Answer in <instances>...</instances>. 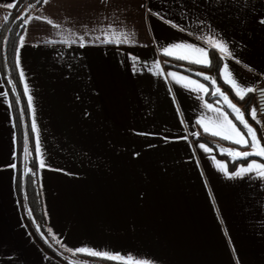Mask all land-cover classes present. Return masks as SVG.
Masks as SVG:
<instances>
[{"label": "crops", "instance_id": "crops-1", "mask_svg": "<svg viewBox=\"0 0 264 264\" xmlns=\"http://www.w3.org/2000/svg\"><path fill=\"white\" fill-rule=\"evenodd\" d=\"M9 3L14 7L7 8ZM19 3L0 0V14L14 12ZM18 15L33 17L21 34L23 47L19 40L17 69L19 76L25 73L23 90L27 83L33 97L45 241L81 264L77 254L84 253L67 249L87 246L151 264H264V180L254 174L229 178L211 157L229 169L228 161L193 135L203 131L198 120L215 115L205 102L218 106L211 82L196 75L205 73L216 78L264 142V129L247 115L253 93L241 101L220 76L225 63L249 86L264 75V0H49L40 6L27 2ZM112 30L135 36L102 43L103 33ZM209 35L222 37L233 57L221 58L204 39ZM65 38L77 42L61 43ZM172 43L208 48L211 67L178 59L196 55L185 50L166 55L163 48ZM212 50L221 59L218 75L209 69L218 63ZM168 59L192 73L167 65ZM168 72L210 91L183 87ZM229 143L226 148L251 151ZM16 174V129L0 64V264H65L39 247L21 221Z\"/></svg>", "mask_w": 264, "mask_h": 264}, {"label": "snow or ice", "instance_id": "snow-or-ice-1", "mask_svg": "<svg viewBox=\"0 0 264 264\" xmlns=\"http://www.w3.org/2000/svg\"><path fill=\"white\" fill-rule=\"evenodd\" d=\"M49 0H44V3H48ZM7 8L11 9L14 7L12 3L6 5ZM31 7V5H30ZM155 15L160 16L159 13H155ZM7 19V17H5ZM33 19V17H28L24 20V24H28L29 20ZM35 19H40V17H35ZM49 24H52L53 21L48 19L47 21ZM166 23L170 24L172 27H179L171 20L165 21ZM264 23V20L261 21ZM59 27V25H56ZM111 27V26H110ZM183 31V28H180ZM105 39L101 41L102 43H126L129 42L131 37L135 36V33H128V32H117L112 30L111 32H104L103 33ZM96 40H100V37H96ZM206 42L210 45L212 49H215L221 54V58H231L233 57V52L230 50L228 43L222 37H216L215 35H209L204 38ZM20 46L23 47L24 45V36H20ZM77 41L74 39L65 38L61 41V43L65 44H73ZM87 41H85L84 36L79 37V46L85 47ZM173 50H185L186 53H194L195 56L190 54L180 55L177 58L181 60H189L190 63L200 64L205 67H211L212 60L209 56V49L205 47H199L197 45H193L190 43H172L167 45L163 48V52L166 55H173ZM16 56V64L20 66V48L15 50ZM237 63L240 61L237 60ZM157 69L160 68L159 62H156L154 65ZM134 71L137 70L136 66H133ZM159 74H163L162 72ZM167 75L172 78L176 83L181 84L183 87L189 88L190 90H194L198 93H209L210 89L204 83H200L197 80L190 79L187 76L179 75L176 72H168ZM198 76H203L205 81H210L212 85L211 95L213 97H217L215 100L214 106L212 103L205 102L204 108L210 110L215 115L211 117L201 118L197 121L203 127V131L205 133H210L213 136L220 137L225 141H229L234 145H238L241 147H250L251 151H240L238 148H220V151L224 154H227L233 161L244 158L247 159L249 157H259L260 159H251L246 164L241 165L235 171H229L227 163L221 162L216 160L215 156H212L211 159L215 161L216 167L219 171L223 172L229 178H243L246 175L254 174L255 178H259L264 180V142H262L261 137L258 135L257 129L253 127L249 120L246 118L245 112L238 107L235 103H233L232 99L224 92L222 89L217 85V81L215 77L206 75L205 73H196ZM220 76L224 79V82L228 84L232 91L234 92L235 96L243 101L249 94L254 93L256 91L255 86H249L247 83L240 81L238 78L235 77L234 73L230 70V66L225 63L223 67L220 69ZM20 78L21 80H25V73L23 70L20 71ZM186 82V83H184ZM195 85V88L192 86ZM13 90H15V86H13ZM24 93L27 96L28 108L33 112V120H32V131L37 133V125L34 118V107H33V97L30 94V89L27 83L24 84ZM7 95V93H4ZM203 99V96L199 97ZM19 102V99H17ZM231 110V118L230 113L225 111V107ZM248 116L251 117V120L254 121L257 125H261L262 129H264V120H261L260 116L258 115V111L256 106H252L249 108ZM235 121V122H234ZM240 125V127L237 126ZM243 129V130H242ZM193 135H198V133H193ZM183 139H187V137H182ZM199 147L203 149L206 153H211L212 149L207 147L205 144H200ZM219 148L220 146L217 145ZM24 151L28 153V144L25 141L24 144ZM35 151L37 154L40 153V142L39 137L37 135L36 138V146ZM26 158V157H25ZM12 168H15L16 165H10ZM40 167H44L43 161L40 162ZM29 215H31V210H29ZM39 230V229H38ZM49 232L52 230L49 229ZM59 242V241H58ZM70 252L74 253H84L89 256L93 257H103L108 260L112 261H119L122 264H151L149 261L137 260L131 255L125 256L120 253H110L108 251H99L94 248H89L87 246L79 247L76 249H67ZM237 264L239 261L237 259Z\"/></svg>", "mask_w": 264, "mask_h": 264}, {"label": "trees", "instance_id": "trees-1", "mask_svg": "<svg viewBox=\"0 0 264 264\" xmlns=\"http://www.w3.org/2000/svg\"><path fill=\"white\" fill-rule=\"evenodd\" d=\"M44 0H20L18 7L12 12V15L15 16L19 11L22 10V7L26 2L34 3L35 6H40ZM24 17H17L13 21L12 25H7L6 31L4 33L5 39V53L0 56V64L2 65V73L3 78L8 88L9 95L11 98L14 123L16 129V139H17V174H16V189L17 195L19 198V203L21 207H26L31 210V215L35 220L40 223L41 232L45 234V226H46V216L44 211V203L41 194L40 184L38 180V165L37 158L35 153V145L33 139V133L31 130V125L29 123V112L28 106L26 102V98L24 95V90L22 88L19 72L16 64V56L15 50L18 48L19 38L25 28ZM214 57V60H217V66L209 68L214 71L213 73L218 75L219 69L221 67V59L218 56L217 52L214 50L211 51ZM175 60L168 59L167 65L175 67L177 69H182L188 73H192L190 69L179 66ZM207 69V68H206ZM220 79V76H219ZM13 86H15V90H13ZM19 99V102H17ZM253 99V95L249 100ZM214 101V98H212ZM250 103H248L249 105ZM196 139L208 144L211 146L217 153L218 157L221 159H225L228 161L229 169L235 170L238 165L245 164L251 159L259 157H249L247 159L241 158L233 161L227 154H224L220 151V148H226L228 145H231L229 142H226L221 139H217L212 137L211 135L206 134L205 132L199 129L198 135H196ZM27 141L29 148L32 150L30 157L28 159V163L30 165V170L24 174V170L22 168L23 155H24V144ZM217 145L220 147L218 148ZM237 148V146H234ZM28 225L30 227V232L34 239L42 246L46 251L52 254L54 257L63 260L65 264H81V263H72L71 261L60 256L52 246L45 241V239L40 236L35 227L33 226L30 218H27ZM28 227V228H29ZM77 256L84 261V264H122V262H116L108 259H103L99 257H93L86 254H77ZM87 260V261H85Z\"/></svg>", "mask_w": 264, "mask_h": 264}, {"label": "rangeland", "instance_id": "rangeland-1", "mask_svg": "<svg viewBox=\"0 0 264 264\" xmlns=\"http://www.w3.org/2000/svg\"><path fill=\"white\" fill-rule=\"evenodd\" d=\"M31 3V2H30ZM27 4V2L24 4V5H26ZM10 14H12V13H3V14H0V23L1 22H3V21H7L8 23H9V25H12V23H13V21L15 20V18H17V17H19L20 15H18V13L15 15V16H12V18L9 20V17L8 16H10ZM21 15H23V14H21ZM5 17H7V19H5ZM4 28H6V26L4 25L3 27H2V25H0V33H2V36L0 35V38H2V44H1V42H0V56L2 55H4V53H5V39H6V37L4 36V33H5V31L6 30H4ZM4 37H5V39H4ZM28 144V143H27ZM31 152H32V150L29 148V145H28V153L26 154L25 152H24V155H23V162H22V168H23V170H24V174L26 173V172H28L29 170H30V165H29V163H28V159H29V157H30V154H31ZM26 157V158H25ZM37 158V157H36ZM37 165H38V160H37ZM38 171V170H37ZM19 199V198H18ZM19 209H20V215H21V221L25 224V227L27 228V231H28V233L30 232V227H29V225H28V221H27V218H30V220H31V222H32V224H33V226L35 227V229H36V231H37V233L40 235V236H42L43 238L45 237V234L43 233V232H41V228H40V223L37 221V220H35V218H33V216L32 215H29V211H28V209L26 208V207H21V204L19 203ZM29 227V228H28ZM39 229V230H38ZM14 231H12V233H13ZM30 234H31V232H30ZM32 235V234H31ZM39 247H41L40 245H39ZM85 261H87V260H85Z\"/></svg>", "mask_w": 264, "mask_h": 264}, {"label": "built area", "instance_id": "built-area-1", "mask_svg": "<svg viewBox=\"0 0 264 264\" xmlns=\"http://www.w3.org/2000/svg\"><path fill=\"white\" fill-rule=\"evenodd\" d=\"M255 88L256 91L253 93L252 106H256L258 115L261 120H264V75L261 74L258 76V82Z\"/></svg>", "mask_w": 264, "mask_h": 264}]
</instances>
